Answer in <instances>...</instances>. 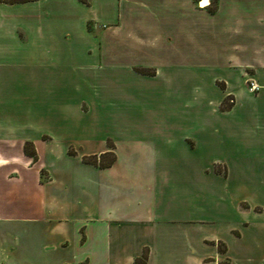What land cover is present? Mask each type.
I'll list each match as a JSON object with an SVG mask.
<instances>
[{"label":"crops","instance_id":"crops-1","mask_svg":"<svg viewBox=\"0 0 264 264\" xmlns=\"http://www.w3.org/2000/svg\"><path fill=\"white\" fill-rule=\"evenodd\" d=\"M47 1L0 2V264H264V0Z\"/></svg>","mask_w":264,"mask_h":264},{"label":"rangeland","instance_id":"rangeland-1","mask_svg":"<svg viewBox=\"0 0 264 264\" xmlns=\"http://www.w3.org/2000/svg\"><path fill=\"white\" fill-rule=\"evenodd\" d=\"M0 1H4V2H14V1H21V0H0ZM53 0H49L46 3H53ZM67 4V3H66ZM87 62V60H83V62ZM183 87L186 85L185 83L181 84ZM200 85H189L188 86V91L186 93H183V96L181 97V99H179L178 97L175 98L174 93H173V115L176 116H188L189 114H191L193 112L194 115H196V113H194L195 111H197V105L199 103V99L204 95V92L201 91V87H199ZM210 87L211 89H209L208 91V101H209V107H208V102H205L206 107L204 108V113L207 114V111H209V115H216V109L214 108L216 106V99L218 96V85L215 79L211 80L210 82ZM185 88V87H184ZM190 88V89H189ZM176 94V93H175ZM181 95V94H180ZM207 95V94H206ZM206 100V98H204ZM229 100L228 99V104H229ZM189 107V108H188ZM225 158V160L227 161H222ZM206 160H208L209 164L213 163V167L212 170L213 172H217L220 173L222 175H227V170L224 168L226 162L229 164L230 161H233V157H223V156H219L218 154H212L210 156H206ZM217 165V167H216ZM250 173L249 172H242V180H245L243 182V187L241 189L242 191V197H243V201H242V208H246L248 209V202L250 201L251 198V189L247 186L248 185V175ZM245 176H247V178H245ZM247 184V185H246ZM258 210H260L261 208H257ZM221 250V247H219Z\"/></svg>","mask_w":264,"mask_h":264},{"label":"trees","instance_id":"trees-1","mask_svg":"<svg viewBox=\"0 0 264 264\" xmlns=\"http://www.w3.org/2000/svg\"><path fill=\"white\" fill-rule=\"evenodd\" d=\"M28 1H35V0H21V1H14L13 3L28 2ZM0 2H4V1H0ZM5 3H7V2H5ZM9 3H12V2H9ZM24 152L27 156H30L35 160L36 155L34 153L32 145L30 143L25 144ZM84 160L87 163L98 165L100 168H107L114 162L115 157L112 153H109L107 155L100 156L99 158L96 156H93V157L85 158ZM219 252H223L222 249L220 250V248H219Z\"/></svg>","mask_w":264,"mask_h":264},{"label":"built area","instance_id":"built-area-1","mask_svg":"<svg viewBox=\"0 0 264 264\" xmlns=\"http://www.w3.org/2000/svg\"><path fill=\"white\" fill-rule=\"evenodd\" d=\"M249 85H250V90L251 91H256L257 90V85L254 82L251 81L249 83Z\"/></svg>","mask_w":264,"mask_h":264},{"label":"bare ground","instance_id":"bare-ground-1","mask_svg":"<svg viewBox=\"0 0 264 264\" xmlns=\"http://www.w3.org/2000/svg\"><path fill=\"white\" fill-rule=\"evenodd\" d=\"M204 3L207 2L206 0L203 1Z\"/></svg>","mask_w":264,"mask_h":264}]
</instances>
